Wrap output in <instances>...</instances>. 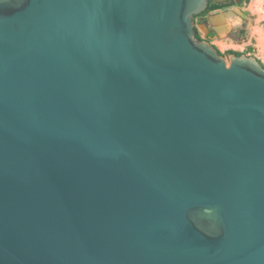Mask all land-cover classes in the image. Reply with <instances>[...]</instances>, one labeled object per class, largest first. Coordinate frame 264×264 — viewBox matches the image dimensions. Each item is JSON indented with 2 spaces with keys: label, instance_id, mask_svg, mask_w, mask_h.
<instances>
[{
  "label": "water",
  "instance_id": "water-1",
  "mask_svg": "<svg viewBox=\"0 0 264 264\" xmlns=\"http://www.w3.org/2000/svg\"><path fill=\"white\" fill-rule=\"evenodd\" d=\"M208 7L0 0V264H264V65Z\"/></svg>",
  "mask_w": 264,
  "mask_h": 264
},
{
  "label": "rangeland",
  "instance_id": "rangeland-1",
  "mask_svg": "<svg viewBox=\"0 0 264 264\" xmlns=\"http://www.w3.org/2000/svg\"><path fill=\"white\" fill-rule=\"evenodd\" d=\"M255 2L245 0L240 9L248 16L247 19L232 21L229 33H224L222 39L214 37L211 41L228 61L233 56L230 52H238L254 57L264 65V8L258 7ZM195 22L196 25L202 24L200 18ZM199 33L203 40H207L204 32Z\"/></svg>",
  "mask_w": 264,
  "mask_h": 264
},
{
  "label": "flooded vegetation",
  "instance_id": "flooded-vegetation-1",
  "mask_svg": "<svg viewBox=\"0 0 264 264\" xmlns=\"http://www.w3.org/2000/svg\"><path fill=\"white\" fill-rule=\"evenodd\" d=\"M215 1V0H214ZM229 3L226 5L221 6L222 8L217 9V10H222V9H226L229 7H233V6H238L241 7V5L245 2V0H228ZM215 11V10H214ZM212 12V11H211ZM210 12H208L205 16H201L199 17L201 19L202 24H207L208 21V16H209ZM214 37H218L217 34L210 28V33L209 35L206 37L207 40H202L203 41H207L209 43H211V41L214 39Z\"/></svg>",
  "mask_w": 264,
  "mask_h": 264
},
{
  "label": "trees",
  "instance_id": "trees-1",
  "mask_svg": "<svg viewBox=\"0 0 264 264\" xmlns=\"http://www.w3.org/2000/svg\"><path fill=\"white\" fill-rule=\"evenodd\" d=\"M220 8H222V7L217 5V4H215L214 0H209L208 10L206 12H204L203 14L197 16L196 19L201 17V16H205L208 12H211V11H214V10H217V9H220ZM196 37H197V39L202 40L201 35H200L198 30H196ZM230 54L236 55V56H242L243 55L242 53H238V52H230ZM220 55L224 56L222 53H220Z\"/></svg>",
  "mask_w": 264,
  "mask_h": 264
},
{
  "label": "bare ground",
  "instance_id": "bare-ground-1",
  "mask_svg": "<svg viewBox=\"0 0 264 264\" xmlns=\"http://www.w3.org/2000/svg\"><path fill=\"white\" fill-rule=\"evenodd\" d=\"M255 5H257L258 7H262V8H264V0H256V2H255ZM256 6V7H257ZM238 20V19H237ZM238 22H239V20H238ZM229 28H230V26H229ZM264 52V51H263Z\"/></svg>",
  "mask_w": 264,
  "mask_h": 264
}]
</instances>
